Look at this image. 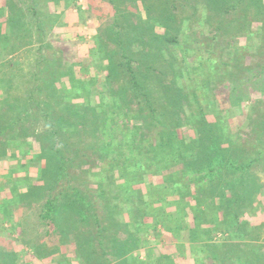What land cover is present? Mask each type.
I'll use <instances>...</instances> for the list:
<instances>
[{"label":"rangeland","instance_id":"1","mask_svg":"<svg viewBox=\"0 0 264 264\" xmlns=\"http://www.w3.org/2000/svg\"><path fill=\"white\" fill-rule=\"evenodd\" d=\"M15 2L24 27L0 52V264H53L57 253L61 264H71L67 256L64 261L63 244L81 264H89L85 257L91 264H177L174 245L185 255L181 264H264L262 12L243 3L219 24L220 13L207 10L206 0ZM171 12L169 26L149 22L150 15ZM164 35L174 40L162 41ZM75 82L81 92L65 93ZM107 117L116 121L117 138L118 125L126 122L144 131L138 137L144 154L142 147L131 157L144 167L150 163L147 135L204 121L200 130L184 128L183 146L193 149L180 166L156 177L149 170L146 183L156 191L138 185L133 201H149L145 215L131 209L125 195L116 198L109 178L100 186L97 172L122 162L100 152ZM190 137L197 143L190 145ZM61 155L66 173L59 178ZM215 156L221 171L203 179L202 168ZM182 176L184 183L177 180ZM176 180L188 186L178 203L176 191L164 193ZM72 195L84 199L88 221L56 211L49 234L38 230L45 203L61 206ZM162 197L169 199L162 203ZM167 227L186 229L173 233ZM196 227L200 234L191 244L189 232ZM31 239L35 251L27 247Z\"/></svg>","mask_w":264,"mask_h":264},{"label":"trees","instance_id":"2","mask_svg":"<svg viewBox=\"0 0 264 264\" xmlns=\"http://www.w3.org/2000/svg\"><path fill=\"white\" fill-rule=\"evenodd\" d=\"M207 1V10L209 11H214L215 14L220 13V20H219V24H224V20H227L229 18V15L232 14V11L237 10L243 3H246L249 6L254 5L255 8L257 10H259L260 12H262L261 14H263V20H264V0H206ZM10 6V8L6 7V6ZM242 8V7H241ZM30 10L33 11L34 13H37V8L35 6V3L32 2V4L30 5ZM147 10L150 11V8L148 7ZM167 12H169V9L167 8ZM23 17L24 14L21 13V11L19 10V7L17 6V2H15V0H0V52L1 49L6 50L7 48V44H9V42L12 40L14 34H18L21 30V28H23ZM149 18H151L150 20L153 21H149V22H154V24H165L167 26H169V21L171 18H173L172 12L169 13L168 15H164V17L162 15L160 16H152L150 15ZM165 18V19H163ZM234 20H236V18H234ZM231 23V21L229 22V24ZM150 25V23H146V26ZM231 25V24H230ZM5 27L7 28L6 30ZM40 27V26H38ZM16 31V32H15ZM158 32H157V38L159 39ZM19 36L17 35V37L15 38L16 40L19 39ZM163 40H174V37H171L169 35H164L162 37V41ZM9 50V49H8ZM11 52V51H10ZM135 74V72H134ZM79 81V80H78ZM133 82L135 83L136 87H140V80L136 77V74L133 76ZM77 86H76V85ZM78 87V83H74L72 84V87L65 90L64 92H71L72 90H75L76 92H81V87ZM4 88V87H3ZM85 89H87V86L84 87V91H86ZM80 90V91H79ZM29 99L30 101H35L34 100V96L33 93L30 92L29 94ZM7 100V99H6ZM36 104H38V101H36ZM13 108H15V104L12 105ZM200 114H203V112L199 111ZM191 113H194V111H191ZM204 116V115H203ZM114 118L112 117H107L105 119V128L106 131L105 132V138L102 142H100L99 146H100V152H102V154H105L106 157H109L110 153L114 154L115 156L113 158H117L118 160L122 159L121 164L120 163H115V164H108V168H106L107 166H105V168L101 169V171H98L97 173L100 175V186H103V182H105V180L107 178H109V183L110 185L112 183L115 184V189H116V193L118 192V194H116V198L117 199H121L122 195H125L127 198L130 199L131 205H133V208L131 209H135L138 211V213H141L143 215H145L148 212L144 211V207H146V204L149 203V201H145V199H141L139 201H133L134 200V194H138L139 193V189H138V185L139 184H146V193L150 191H156L157 189L155 187H153L152 185H148L146 183V177L149 173V170L152 171L153 174L152 175L154 177H156V175L160 176L161 173L165 172L166 169H169L171 167V165L173 164V166H180L182 159L184 158V156H186L187 158L190 157L191 155L188 153L190 152L193 148L191 147H186L183 146V143L185 140L183 135H185V127H189V125L194 124V126H198L199 128L198 130H200V124H202L204 121L203 119L197 120L196 122L190 123L188 125V123H180L178 124L179 128L176 127V129H174L172 131V134H174L175 136H172L171 133H165L163 134V132H161L159 134V132L157 133L156 131V136L155 137H151L149 135L148 136V144H146L148 146V148L146 149V154H147V161H150V163L147 165L149 167H144V165L142 164L141 161L136 162L133 159H131L132 154L135 152L137 153V151L142 148V151H140V155L144 154V145L143 142L145 143V141L141 138H138L141 135H143L142 133L144 131H140L138 126H135L134 128H130L126 124H124L125 126H120L118 125V130L120 131V133L122 134V138H117V136H114L113 131L116 130V126L117 125H113L116 123V121H114ZM195 120V119H194ZM156 122V121H154ZM15 122L12 121V124H14ZM128 126V127H127ZM12 129V128H11ZM181 129V130H180ZM203 132L204 134H208V130L209 128L207 127H203ZM140 133V134H139ZM141 137V136H140ZM186 138V137H185ZM191 138V137H190ZM150 139H152V141H149ZM177 139H179L177 141ZM191 141L189 142L190 145H194L195 143H197V141L195 140V138H191ZM143 141V142H141ZM178 142V144H177ZM133 146V147H132ZM126 147L128 148L129 151L127 152H131V154H127L126 152ZM210 149V147H209ZM212 151H214V147L213 145L211 146ZM31 153V152H30ZM38 153H34L32 151V155H36L37 156ZM218 154V153H217ZM39 155V154H38ZM219 155L223 156L222 153H219ZM60 158L62 159V161L64 160V157L61 155ZM217 156L214 157H210L209 161L206 163V167H203L202 169H204V175L202 176L203 179H210L212 178V176H210L211 174L214 175L218 172L221 171V167H214V159H216ZM114 159V160H115ZM222 161V158L220 160V162ZM152 163H156L157 166L156 167H151L150 164ZM56 167H61V171H60V177L61 178L66 172V161L60 162ZM118 167V168H117ZM154 168V169H152ZM110 170V171H109ZM111 172V174H109V172ZM115 171H118V176L115 175ZM102 172V173H101ZM108 172V173H107ZM96 173V175H97ZM185 176H182L177 178V180H181L182 183H184V180H182ZM165 184L167 185V181H171L172 180V175H170L169 177L165 178ZM167 180V181H166ZM174 181V187H172L171 190L167 191L164 193H168L169 196H171V192L176 191L178 193V199H177V203L180 200H183L186 196H187V192L188 191H184L185 188H188L187 184L181 185L180 182L178 181ZM103 181V182H102ZM192 182V181H191ZM189 182V183H191ZM131 183V184H130ZM137 185V188H133L132 185ZM150 184V183H149ZM165 185V186H166ZM177 185V187H176ZM170 186L167 185V188H169ZM161 188V187H158ZM171 188V187H170ZM193 199H199V197L196 196V194H193ZM173 196H176L175 194H173ZM66 202H63V204L61 206H57L55 204L52 203V201H47L45 203V208L43 209V214L41 215V219L42 221L39 223L38 229L39 228H43V233H47V226L49 227V225H53L54 226V220H53V213L56 214L59 212V214H61V212H65V211H73L75 212L81 219V221L83 222H87L88 220V214L85 212V201L84 199H77L76 197H74L73 195L68 197L66 196ZM65 199V198H64ZM169 198L168 197H162L161 201H163L162 203H165ZM171 200V199H170ZM137 203H140L139 206H136ZM187 204H190L189 202H187ZM199 203L197 202V208H199ZM149 205V204H148ZM208 205V204H207ZM212 205V204H211ZM210 206V205H208ZM215 206V205H214ZM131 207V206H130ZM206 207V205H205ZM131 209H129L131 211ZM142 212H141V210ZM121 212V211H120ZM67 216V213H66ZM133 216V215H132ZM170 217V216H169ZM194 217L196 219L198 218V215ZM137 216H133L132 219H136ZM161 221V220H160ZM156 222H159V219L156 220ZM163 222V221H161ZM163 224L165 225V223L163 222ZM186 229L185 227H177V228H170L167 227V231L170 232H179L180 230ZM199 229V227L196 228H191L190 232H189V237H190V243L194 244L195 239L197 238L196 236H198L200 233L197 232ZM24 230L26 231V228L24 227ZM29 236V234L27 235ZM138 239V238H137ZM85 259L89 264H91V259L90 257H85L83 258Z\"/></svg>","mask_w":264,"mask_h":264},{"label":"crops","instance_id":"3","mask_svg":"<svg viewBox=\"0 0 264 264\" xmlns=\"http://www.w3.org/2000/svg\"><path fill=\"white\" fill-rule=\"evenodd\" d=\"M1 216V215H0ZM10 225V223L9 222H6V224H4V225H7L8 226V224ZM39 230V229H38ZM37 230V232H39ZM43 232V231H42ZM54 232H57L56 230L54 231ZM28 234V233H27ZM41 234V233H40ZM45 234H49V231L47 232V233H45ZM139 240V239H138ZM1 241H2V239H1ZM4 242H8L6 239H4ZM34 243V244H33ZM22 247H24L23 246V244L21 245ZM189 246V245H188ZM27 247H29L32 251H35V250H37V248H38V245L34 242V241H32V239H31V242H29V244H28V246ZM71 245L70 244H63L61 247H60V249H61V251H63V258H64V261L66 262V256L68 257V261H72V263L71 264H81V263H79L78 261H76L75 260V256H71ZM171 250L173 251V252H177L178 254H177V256L176 257H174L173 259H174V261L175 262H177V264H181V262H184V256L185 255H183V254H181L178 250H177V248H176V245H174L172 248H171ZM66 252L68 253L67 255H66ZM189 252V251H188ZM140 253V252H139ZM136 254H138V253H133V254H129L130 256L132 255H135L136 256ZM129 255L127 256V259H128V257H129ZM142 258V256H140V259ZM54 260H53V264L55 263V264H61V259L59 258V254L57 253L56 255H54V258H53ZM139 259V260H140ZM127 261V260H126ZM126 261H124V262H126ZM22 262V261H21ZM139 262V261H138ZM138 262H136V263H134V264H138ZM23 263V262H22ZM126 264H129V263H127L126 262Z\"/></svg>","mask_w":264,"mask_h":264}]
</instances>
